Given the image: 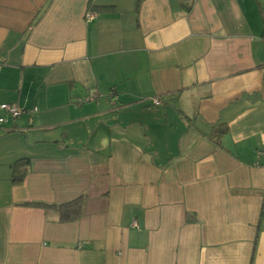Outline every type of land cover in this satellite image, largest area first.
Listing matches in <instances>:
<instances>
[{"label":"crops","instance_id":"0c3cea01","mask_svg":"<svg viewBox=\"0 0 264 264\" xmlns=\"http://www.w3.org/2000/svg\"><path fill=\"white\" fill-rule=\"evenodd\" d=\"M2 104L0 264H264V0H0Z\"/></svg>","mask_w":264,"mask_h":264},{"label":"trees","instance_id":"16d2710c","mask_svg":"<svg viewBox=\"0 0 264 264\" xmlns=\"http://www.w3.org/2000/svg\"><path fill=\"white\" fill-rule=\"evenodd\" d=\"M29 165L28 159H20L10 166L11 182L13 185H20L27 173ZM84 197L77 198L68 202L54 204L45 202H26L22 206L38 208L43 211H54L58 216L59 223H70L78 220L82 215ZM189 221V219H187Z\"/></svg>","mask_w":264,"mask_h":264},{"label":"built area","instance_id":"2783aa9c","mask_svg":"<svg viewBox=\"0 0 264 264\" xmlns=\"http://www.w3.org/2000/svg\"><path fill=\"white\" fill-rule=\"evenodd\" d=\"M86 17L90 19V18L92 17V15H91V14H87ZM111 98L114 100V97H112V94H111ZM89 100H90V98H87V99H85V100H79V103H80V102H86V101H89ZM151 103H152L153 105H155V106H158V105L161 104V101H160L159 99H157V98H153V99L151 100ZM0 109H1L2 111H4L5 113H7L8 116H9L10 118H12V119H16V118L19 117V116L21 115V113H22V110H21L18 106H16L15 104H2V105H0ZM5 122H6L5 119L0 118V124H3V123H5ZM258 155H259V157L264 158V151L259 152Z\"/></svg>","mask_w":264,"mask_h":264},{"label":"rangeland","instance_id":"374dc122","mask_svg":"<svg viewBox=\"0 0 264 264\" xmlns=\"http://www.w3.org/2000/svg\"><path fill=\"white\" fill-rule=\"evenodd\" d=\"M5 116H2V118H4ZM259 159H264V158H262V157H259Z\"/></svg>","mask_w":264,"mask_h":264}]
</instances>
